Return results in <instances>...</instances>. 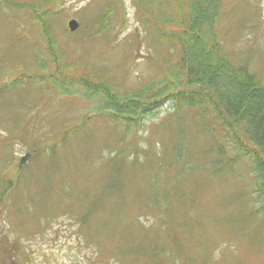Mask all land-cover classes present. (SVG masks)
I'll list each match as a JSON object with an SVG mask.
<instances>
[{
  "label": "trees",
  "instance_id": "1",
  "mask_svg": "<svg viewBox=\"0 0 264 264\" xmlns=\"http://www.w3.org/2000/svg\"><path fill=\"white\" fill-rule=\"evenodd\" d=\"M0 6L29 9L46 50L50 54L55 52V26L61 28L50 17L53 13L45 8V3L35 7L30 3L0 0ZM109 8L112 11V5ZM140 15L147 18L148 11L143 9ZM221 15L225 18L222 0L170 3L167 14L154 26L155 30L162 25L171 30L158 42H161L159 46L176 48L175 61L171 62L172 75L166 71L163 81L145 86L142 92L121 96L115 92L114 84L105 83L98 76L93 79L94 85H90L89 73L97 75L92 66L81 73L83 80L70 82L65 88L64 84H57L56 89L67 95L81 89L88 93L84 96L99 95L110 126L119 132L136 134L145 119L165 105L172 111L167 115L164 138L150 140L143 147L140 138L132 135L134 143L129 152L114 147L121 153L110 156L116 162L108 168L109 173L102 178L99 188L88 163L93 151L91 145L95 143L94 130L88 122L52 128V139L45 137L36 143L44 148L46 161H41L35 171L38 157H32L31 165L21 160L15 177L0 191V204L13 190L17 191L20 201L26 200L23 212L30 217L18 221L21 227L38 225L42 216L47 221L53 220L55 211H59L76 226L78 235L85 241L92 242L98 236L106 239V243L103 239L99 242L116 252L110 254L112 258L106 264H204L201 253L207 246L202 245V238L208 231L227 233L213 224L227 222L232 217L241 220V228L247 229V234L254 235L255 239L260 237L264 232V83L246 67L237 66L225 52L215 32ZM52 65L55 74L62 77L57 69L60 60H53ZM152 150H156L158 157ZM182 151L186 156L193 154L201 158L195 169L189 172L184 169L180 159ZM61 159L67 165L63 176L44 178L48 170L57 168ZM172 164L177 166V171L169 167ZM160 169H163L161 177L156 174ZM168 172H172L171 178ZM62 177L67 181L63 188L65 194L57 195ZM175 178L181 189H175ZM40 180L41 183L31 182ZM130 180L131 191H137L136 197L135 193L125 191ZM18 197L13 202L15 209ZM30 197H38L40 201L42 209L38 215ZM156 197H161L167 207L161 209L148 203ZM190 197L199 204L174 206L178 198L190 200ZM232 201L234 206L229 205ZM140 202L151 205L164 217L157 218L152 227L154 233L145 231L149 228L139 221V214L132 221H124L129 215L128 208L136 210L135 205ZM57 206L63 210L56 209ZM203 207L213 210L203 216L197 213ZM16 211L21 214L20 210ZM128 227L135 232L131 239L123 235ZM9 229L11 226L6 225L0 230V246H3L0 264H17L18 255L24 250L17 237H8L13 235ZM148 236L152 238L149 245Z\"/></svg>",
  "mask_w": 264,
  "mask_h": 264
},
{
  "label": "rangeland",
  "instance_id": "2",
  "mask_svg": "<svg viewBox=\"0 0 264 264\" xmlns=\"http://www.w3.org/2000/svg\"><path fill=\"white\" fill-rule=\"evenodd\" d=\"M14 1L30 3L35 7L45 3L48 8L49 4L54 13L53 19L61 30L56 33L59 44L55 52L53 54L43 52L38 28L30 18L29 9L0 6V87L5 86L3 90L0 89V191L12 177H15L21 159L32 149L31 147L41 138L52 139L53 132L46 134L43 131L62 128V125H77L85 121L94 130L92 134L95 143L91 145L93 151L88 163L92 167L99 188L103 183L102 178L109 173L108 168L116 162L110 156L121 153H117L114 147H122L125 153L129 152L134 143L132 135L140 138L143 147H146L150 140L164 138L162 133L167 125V115L172 109L165 105L148 116L136 134L120 131L122 137L118 130L110 126L108 115L102 110L99 95L84 96L88 93L82 89L76 94L66 95L62 90L56 89L57 84H64L65 88L70 82L82 79L81 73L86 67L92 66L97 75L94 72L89 73L90 85H94L93 79L98 76L105 83L114 84L115 92L121 96H131L144 91L146 85L158 81L165 70L170 68L169 64L172 60L175 61L176 48L173 45L159 46L161 42L156 40L153 26L139 14L146 9L147 18L155 16L154 21L159 22L162 14L169 9V4L175 0H148V8L145 0ZM107 5H112L113 10L109 11ZM222 8L225 18L221 15L215 32L225 52L230 54L236 64L246 66L264 83V0H222ZM71 19L81 22V28L75 35L65 30L66 23ZM158 29L162 35L171 32L170 28ZM23 38L25 41L26 38L30 40L29 45L25 46ZM39 60H42L41 63ZM53 60H60L57 69L62 77L55 74ZM20 80L26 85L20 88L22 92L14 89V85H19ZM50 85L55 88L52 89ZM99 120H102V123ZM22 124L24 130L16 129L23 128ZM36 134L41 136L36 137ZM26 144L30 148L20 147ZM44 153H46L44 148H38L33 150L31 155L46 161ZM152 153L158 157L156 150H152ZM180 159L187 172L195 169L201 160L199 156L193 154L186 156L184 151ZM125 166H128V163H125ZM169 167L177 171V166L172 164ZM66 168V163L61 159L57 163V168L48 170L44 178L51 179L58 174L63 176ZM162 173L163 169H160L156 174L161 177ZM167 176L171 178L172 172H168ZM31 182L41 183L42 180ZM66 183V178L62 177L60 188L55 194H65L63 188ZM175 183L177 185L175 189H181L182 185L178 184L176 178ZM127 184L125 191L131 195L135 193L136 197L137 191H131V180ZM16 192L13 190L0 204V230L3 226H11L9 232L12 231L13 235L9 234L8 237L10 239L13 236L17 237L21 242L24 250L18 255L17 264H106L107 259L112 258L110 254L116 253L104 244L106 239L101 236L92 242L85 241L78 235L76 226L71 225L69 218L64 217L59 211H55L56 218L53 220L47 221L42 216L38 225L33 223L21 227L18 221L29 218L30 214L23 212L26 200L20 201ZM228 193L231 194L232 190L229 189ZM17 197L15 207L21 214L13 205ZM37 198L30 197L32 202L29 200L28 202L38 215L42 206ZM148 203L161 209L167 207V203L161 197L151 198ZM198 204L195 198L190 197V200L178 198L174 206L195 207ZM151 205L148 207L142 202L136 203V210L128 208L129 215L124 221L127 222L132 217L134 219L139 214V221L149 228L141 230L154 233L152 227L156 225L157 218L162 220L164 217ZM229 205L234 206L233 201L229 202ZM169 207H172L171 203ZM56 209L62 211L63 207L57 206ZM212 210L213 208L203 207L197 213L207 216ZM155 212L160 215L157 216ZM240 223L241 220L237 221L236 217H232L227 222L223 220L213 224L227 233L211 234L208 231L202 238V245L208 247L201 253L204 264H264V232L255 239L254 235L247 234V229L241 228ZM114 225L118 226L117 223ZM129 228L123 235L131 239L135 232ZM100 239L104 242H99ZM151 239V236H148L147 245ZM96 242L99 244L91 245ZM1 250L3 246H0Z\"/></svg>",
  "mask_w": 264,
  "mask_h": 264
},
{
  "label": "water",
  "instance_id": "3",
  "mask_svg": "<svg viewBox=\"0 0 264 264\" xmlns=\"http://www.w3.org/2000/svg\"><path fill=\"white\" fill-rule=\"evenodd\" d=\"M67 27L71 32H74L78 28V24L76 21L72 20L68 22Z\"/></svg>",
  "mask_w": 264,
  "mask_h": 264
}]
</instances>
